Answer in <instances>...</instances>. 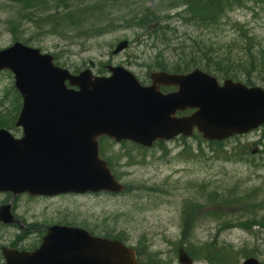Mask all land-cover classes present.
I'll return each mask as SVG.
<instances>
[{"label":"rangeland","instance_id":"obj_1","mask_svg":"<svg viewBox=\"0 0 264 264\" xmlns=\"http://www.w3.org/2000/svg\"><path fill=\"white\" fill-rule=\"evenodd\" d=\"M97 1L101 3L96 6L95 0L82 6L74 2L70 13L76 21L83 18L76 29L51 33L48 26L25 20L16 36L43 53L59 57L60 66L71 71L93 65L96 73L108 65L122 66L146 85L156 64H163V60L172 65L182 62L183 56L178 58L177 54L199 43L218 52L217 60L224 65L221 72L229 73V79L245 84L249 79L264 89V0H243L241 7L223 14L217 23L189 20V15L162 21L160 26H170L165 32L170 48L164 44L163 34L153 36L145 28L151 20L181 12L183 8L167 9L171 2L183 0ZM50 2L45 0L42 6L48 7ZM21 10L8 0H0V49L14 43L9 20ZM47 12L46 8L39 13L45 17ZM96 29L98 36L93 37L96 32L79 36ZM122 41L128 46L114 55ZM11 87L13 76L1 72V114L12 109V96H6ZM200 145L195 139L179 138L142 151L106 139L102 145L105 155L126 192L116 196L70 195L50 204L51 214L62 213L66 206L68 220L92 232L114 236L116 231L125 230L126 236H133L132 231H140V240L158 261L177 258L179 249L189 247L193 264H217V256L225 257L227 264H242L249 256L244 253L254 249L264 264V228L254 227L252 232L240 228L249 221L264 223V129L226 141L221 151L212 152L206 144ZM215 193L218 198L213 197ZM232 195L235 197L230 198ZM21 202L25 209L28 203L33 207L32 202ZM37 209L47 211L48 207ZM192 216L198 224L201 221L196 228L199 233L193 231ZM183 227L190 231L188 237L182 235ZM208 256L211 258L205 259Z\"/></svg>","mask_w":264,"mask_h":264},{"label":"water","instance_id":"obj_2","mask_svg":"<svg viewBox=\"0 0 264 264\" xmlns=\"http://www.w3.org/2000/svg\"><path fill=\"white\" fill-rule=\"evenodd\" d=\"M127 46L119 43L113 54ZM53 61L20 42L0 50V71L13 74L22 98L16 122L22 137L0 129V192L119 193L124 187L100 157L102 137L152 147L158 140L192 137L195 130L205 140L223 141L264 125V89L259 87L229 79L221 85L199 69L184 75L153 73V84L144 87L122 67H108L112 76L105 78L90 70L73 75ZM161 86L177 90L163 94ZM189 110L194 112L178 116ZM8 209L0 208V220L10 221ZM45 256L62 264H137L133 251L120 242L63 227H53L33 256L11 260Z\"/></svg>","mask_w":264,"mask_h":264},{"label":"trees","instance_id":"obj_3","mask_svg":"<svg viewBox=\"0 0 264 264\" xmlns=\"http://www.w3.org/2000/svg\"><path fill=\"white\" fill-rule=\"evenodd\" d=\"M45 0H8L10 4L15 6H20L22 10L16 14L15 18L9 20L11 26V32L15 34L16 39L14 41L19 40L18 36H16V32L20 27H22V23L25 20H29L34 25L48 26L51 33L57 31H64L66 29H76L81 26L83 23V18L76 21L74 16L70 13L71 7H73L74 2L79 3L81 6L87 0H51L50 5L48 7L42 6ZM243 0H183L181 3L178 1H173L170 3L167 12L177 11L181 8L182 11L176 13L172 16L166 15L163 16V19L156 18L151 20V24L147 26L145 29L147 30V34H152L153 36H159L163 34V42L167 44V48H170V42L167 40V36L165 32L170 30V26H160L159 23L162 21H169L172 18H182L185 15H189V20H193V18L200 19L204 24L208 23H217L223 14L229 12L231 9L235 7H241ZM101 3L100 1L95 0L94 6ZM48 9V12L45 14V17L42 16L41 12L44 9ZM63 13L59 16H56V13ZM168 14V13H165ZM145 19L143 21V24ZM157 25V26H156ZM99 29L93 30L91 32L85 33L84 35H79L81 37L85 35H93V37L100 35L98 33ZM106 30V29H104ZM163 30V31H162ZM160 32H162L160 34ZM88 37V36H86ZM23 43L28 44V41L22 40ZM201 43V42H200ZM218 52L214 51L210 46H203L202 44L196 43L195 48H191L188 52L179 53L177 57L183 56L181 59L182 62H179L175 65H172V62L169 61L167 64L163 60V64H156L154 69L162 70V71H170L173 73L181 74L190 72L196 68H200L205 72L212 74L214 76H221L223 79H228L230 77L229 73H223L221 70L224 69V65L221 64L219 60H217ZM264 57V51L262 52ZM56 57V56H55ZM176 59V56H175ZM56 63H59V57L55 58ZM76 69L74 72H78ZM247 85L253 86L250 83V80H246ZM264 84V82H263ZM7 97L12 96V111L5 112L4 114L0 113V128H5L7 130H14L15 121L17 119L20 107H21V97L14 87H11L9 93L6 94ZM11 111V112H10ZM264 128V127H263ZM195 139L201 144L205 142L200 135L196 134ZM225 142H208L207 146L212 152L221 151L224 148ZM199 147V151H203V149ZM133 148V147H132ZM104 155V151H103ZM213 197H217V193L213 195ZM230 198H234L235 195L229 196ZM225 199V198H223ZM234 219L238 221V216L234 215ZM254 227L264 228V223H260V221H249L247 225H241L240 228L244 230H248V232H252ZM255 250V249H254ZM250 250L245 252V255L256 256V250ZM254 251V252H253ZM253 252V253H252ZM251 253V254H249ZM244 255V256H245Z\"/></svg>","mask_w":264,"mask_h":264},{"label":"flooded vegetation","instance_id":"obj_4","mask_svg":"<svg viewBox=\"0 0 264 264\" xmlns=\"http://www.w3.org/2000/svg\"><path fill=\"white\" fill-rule=\"evenodd\" d=\"M18 136V135H17ZM70 195H60L56 197H43L35 196L32 197L28 194H21L13 196L10 193H0V208L8 206V219L9 222L0 220V264H62V263H50L46 261L28 262V261H12L8 260L6 253L13 256L19 254H33L39 250L47 236L48 230L53 227H77L85 229L83 225L72 224L68 220L69 210L64 206V211L57 215L51 214L52 209L50 204L55 203L56 200L67 197ZM25 200L28 203V208H23L21 200ZM39 201V202H38ZM53 201V202H52ZM36 202L38 205L35 206ZM50 205V206H49ZM48 207V210H39L37 207ZM26 210H32V212H27ZM39 212V213H38ZM64 217L63 220L61 218ZM67 218V220H66ZM193 218V231H197L200 225L196 220L195 216ZM182 235L188 237V230L184 227L181 229ZM92 236L99 238H109V236L87 230ZM135 233L133 236H126L127 231H116L117 238L126 247L132 249L136 256L138 264H193V256L190 255L189 247L187 249H179L177 253V258H170L167 261L151 258L149 255L148 247L143 245L140 240V231H132ZM198 232V231H197ZM196 232V233H197ZM185 246V245H184ZM184 251L188 258L187 261L183 260ZM198 255V253H197ZM196 259V257H194Z\"/></svg>","mask_w":264,"mask_h":264}]
</instances>
